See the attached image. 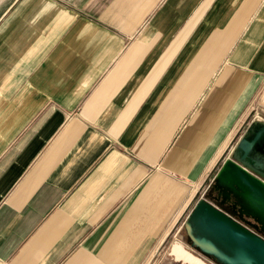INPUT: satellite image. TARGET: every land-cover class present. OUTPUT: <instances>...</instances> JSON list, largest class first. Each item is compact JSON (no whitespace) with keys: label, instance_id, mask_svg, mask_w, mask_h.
<instances>
[{"label":"crops","instance_id":"obj_1","mask_svg":"<svg viewBox=\"0 0 264 264\" xmlns=\"http://www.w3.org/2000/svg\"><path fill=\"white\" fill-rule=\"evenodd\" d=\"M262 84L264 0H0V264L154 260Z\"/></svg>","mask_w":264,"mask_h":264},{"label":"water","instance_id":"obj_2","mask_svg":"<svg viewBox=\"0 0 264 264\" xmlns=\"http://www.w3.org/2000/svg\"><path fill=\"white\" fill-rule=\"evenodd\" d=\"M212 188L211 199L200 197L184 220L190 247L214 264H264L262 117L254 116L247 125L216 172ZM186 260L205 264L192 254Z\"/></svg>","mask_w":264,"mask_h":264},{"label":"rangeland","instance_id":"obj_3","mask_svg":"<svg viewBox=\"0 0 264 264\" xmlns=\"http://www.w3.org/2000/svg\"><path fill=\"white\" fill-rule=\"evenodd\" d=\"M261 103H264V84H262V86L258 90V93L256 94V97L254 98V101H253V106L255 108L257 107L258 109L262 108V111H264V107L261 106ZM259 112H261V111L259 110ZM262 115H264V114H262ZM229 154H230V152H229ZM229 154H228V156H229ZM211 189H212V184L210 186H207L204 191L202 190L200 197H206L207 199H211L210 198V196L212 194ZM175 243H181L182 245H184L185 247H187V249L190 248L189 249L190 251H192L194 253L200 254L195 248H191L190 247V241H189V238L187 237V235L185 233L184 228H180L178 233H175V230H174L172 232V235L162 245L161 249L158 251V253L160 255L157 256L151 262H146V264H168V262L165 263L167 261L166 258H169V256L167 254L172 250V246ZM164 254H165V257L163 256ZM161 258L162 259L165 258V261H162ZM204 258H206L207 260H210L207 257H204Z\"/></svg>","mask_w":264,"mask_h":264},{"label":"bare ground","instance_id":"obj_4","mask_svg":"<svg viewBox=\"0 0 264 264\" xmlns=\"http://www.w3.org/2000/svg\"><path fill=\"white\" fill-rule=\"evenodd\" d=\"M172 254L175 255V257L177 258H182V259H187V258H191V254L189 251H187L184 246L181 243H175L172 246V250H171ZM191 262H196L194 260H191Z\"/></svg>","mask_w":264,"mask_h":264},{"label":"flooded vegetation","instance_id":"obj_5","mask_svg":"<svg viewBox=\"0 0 264 264\" xmlns=\"http://www.w3.org/2000/svg\"><path fill=\"white\" fill-rule=\"evenodd\" d=\"M211 192H212V194H213V188L211 189ZM212 194H211V195H212Z\"/></svg>","mask_w":264,"mask_h":264}]
</instances>
